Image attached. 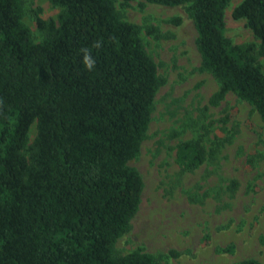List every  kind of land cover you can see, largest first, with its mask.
<instances>
[{"label":"trees","instance_id":"trees-1","mask_svg":"<svg viewBox=\"0 0 264 264\" xmlns=\"http://www.w3.org/2000/svg\"><path fill=\"white\" fill-rule=\"evenodd\" d=\"M144 1L186 6L198 69L219 84L210 104L233 93L264 124V0H241L232 12L246 20L258 45L226 36L231 0ZM50 2L61 11L56 20L36 14L43 32L36 41L23 0H0V264H170L116 246L141 202L144 181L130 162L140 153L165 77L140 26L124 20L114 0ZM85 48L96 58L91 71L82 63ZM207 155L200 138L175 146L182 171L196 169Z\"/></svg>","mask_w":264,"mask_h":264},{"label":"rangeland","instance_id":"rangeland-1","mask_svg":"<svg viewBox=\"0 0 264 264\" xmlns=\"http://www.w3.org/2000/svg\"><path fill=\"white\" fill-rule=\"evenodd\" d=\"M114 1L124 20L140 26L145 48L166 80L156 93L140 153L130 162L144 188L132 228L118 239L117 250L142 249L170 264H236L248 258L264 263V124L259 114L233 93L219 105L210 104L219 84L198 69L197 33L185 5ZM240 1L231 0L225 9V34L233 43L258 45L246 20L233 17ZM23 3L24 21L40 41L36 14L56 20L61 9L50 0ZM150 27L157 33L147 32ZM259 60L264 66V57ZM35 133L32 124L31 141ZM192 138H200L209 155L196 169L182 171L175 146Z\"/></svg>","mask_w":264,"mask_h":264},{"label":"clouds","instance_id":"clouds-1","mask_svg":"<svg viewBox=\"0 0 264 264\" xmlns=\"http://www.w3.org/2000/svg\"><path fill=\"white\" fill-rule=\"evenodd\" d=\"M100 44L99 42L96 43V47H99ZM82 63L84 65V67L91 71L94 69L95 67V64H96V58L95 56L92 54V50L91 49H88V48H85V49H82Z\"/></svg>","mask_w":264,"mask_h":264}]
</instances>
